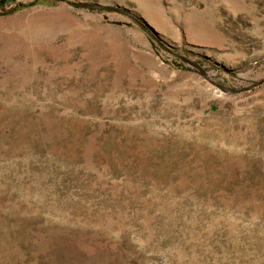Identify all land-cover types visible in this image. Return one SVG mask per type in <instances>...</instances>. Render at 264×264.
Here are the masks:
<instances>
[{"label":"rangeland","instance_id":"1","mask_svg":"<svg viewBox=\"0 0 264 264\" xmlns=\"http://www.w3.org/2000/svg\"><path fill=\"white\" fill-rule=\"evenodd\" d=\"M0 264H264V0L0 3Z\"/></svg>","mask_w":264,"mask_h":264},{"label":"trees","instance_id":"2","mask_svg":"<svg viewBox=\"0 0 264 264\" xmlns=\"http://www.w3.org/2000/svg\"><path fill=\"white\" fill-rule=\"evenodd\" d=\"M10 1H12V0H0V3H1V5L3 4V3H8V2H10ZM14 1V0H13ZM16 9V7H14V8H12L10 11H14ZM196 65L198 64V63H195Z\"/></svg>","mask_w":264,"mask_h":264},{"label":"water","instance_id":"3","mask_svg":"<svg viewBox=\"0 0 264 264\" xmlns=\"http://www.w3.org/2000/svg\"><path fill=\"white\" fill-rule=\"evenodd\" d=\"M92 7H94V5H91Z\"/></svg>","mask_w":264,"mask_h":264}]
</instances>
